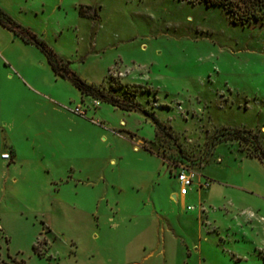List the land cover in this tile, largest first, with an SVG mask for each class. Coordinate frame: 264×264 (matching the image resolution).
<instances>
[{
  "label": "rangeland",
  "instance_id": "obj_1",
  "mask_svg": "<svg viewBox=\"0 0 264 264\" xmlns=\"http://www.w3.org/2000/svg\"><path fill=\"white\" fill-rule=\"evenodd\" d=\"M0 7L84 81L136 107L80 92L0 24V153L12 154L0 156L1 257L264 264V152L254 149L264 151V19L233 23L186 0ZM222 127L251 134L215 138ZM180 168L195 172L185 202L172 195ZM138 222L157 249L172 245L170 259H122Z\"/></svg>",
  "mask_w": 264,
  "mask_h": 264
},
{
  "label": "trees",
  "instance_id": "obj_2",
  "mask_svg": "<svg viewBox=\"0 0 264 264\" xmlns=\"http://www.w3.org/2000/svg\"><path fill=\"white\" fill-rule=\"evenodd\" d=\"M190 3H203L205 6H218L223 8L229 15L230 21L233 23H245L251 22L253 19H264V0H186ZM0 24L5 28L11 30L14 34L22 38L25 42L34 43L47 57L49 64L56 74L69 78L77 89L85 94L92 95L98 99L111 102L122 109L132 110L136 107L131 103L119 100L117 97L108 95L107 93L95 88L91 84L80 78L74 71L68 67V61L58 56L52 48L29 27L24 26L14 20L3 8L0 7ZM156 127L161 128L160 121L152 116ZM243 132L251 134L250 131L240 128L222 127L218 133L214 135L215 138L221 137H233L238 133ZM255 155L261 157V153L264 152L258 142L256 141ZM44 242V240H43ZM34 251L36 250L35 244H33ZM0 264H25L23 260L19 259H6L0 256Z\"/></svg>",
  "mask_w": 264,
  "mask_h": 264
},
{
  "label": "crops",
  "instance_id": "obj_3",
  "mask_svg": "<svg viewBox=\"0 0 264 264\" xmlns=\"http://www.w3.org/2000/svg\"><path fill=\"white\" fill-rule=\"evenodd\" d=\"M14 152L16 158V149H14ZM10 156L11 157L9 161H11L12 158L11 152H10ZM3 159H7V158H3ZM203 179L204 176L201 177L200 181H202ZM191 188L192 187L188 189L187 193L180 194L178 192L179 189L178 186V188L175 190V193H173L172 195L173 197H176L175 196L176 194L178 198L183 196L185 202V196L189 195V193L191 192ZM136 225L137 227L135 228V230H132V232H130V234L125 239V242L123 244L124 251H123L122 259H127V261L128 259H163L164 256L165 257L167 256V259H170L168 257L170 256V251H171L170 246L172 245L171 244L167 245L169 249L167 247H165L164 249H157L154 246V239H153L151 226L143 223H139Z\"/></svg>",
  "mask_w": 264,
  "mask_h": 264
},
{
  "label": "built area",
  "instance_id": "obj_4",
  "mask_svg": "<svg viewBox=\"0 0 264 264\" xmlns=\"http://www.w3.org/2000/svg\"><path fill=\"white\" fill-rule=\"evenodd\" d=\"M0 156L2 158L10 159V152L5 151L1 152ZM175 177L179 183V189L178 192L180 194L187 193L188 189L193 186L195 181V172H193L191 169L187 168H180L175 172ZM210 184V181L208 178H204L202 181H200V185L203 188H207Z\"/></svg>",
  "mask_w": 264,
  "mask_h": 264
}]
</instances>
